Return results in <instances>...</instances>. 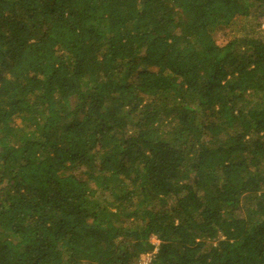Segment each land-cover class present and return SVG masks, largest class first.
I'll return each mask as SVG.
<instances>
[{"label":"trees","instance_id":"1","mask_svg":"<svg viewBox=\"0 0 264 264\" xmlns=\"http://www.w3.org/2000/svg\"><path fill=\"white\" fill-rule=\"evenodd\" d=\"M0 264H264V0H0Z\"/></svg>","mask_w":264,"mask_h":264},{"label":"rangeland","instance_id":"2","mask_svg":"<svg viewBox=\"0 0 264 264\" xmlns=\"http://www.w3.org/2000/svg\"><path fill=\"white\" fill-rule=\"evenodd\" d=\"M263 24L261 25V28H262ZM251 27L253 28V30H257L256 28V21H254V19H250L248 21L244 20V19H237L236 23H235V27H234V31L237 33V34H243L245 33L246 31H249L251 30ZM175 32L178 30V29H174ZM151 241L156 244L158 242V240L155 238V237H152L151 238ZM150 257L149 254L147 255H142L141 256V261L142 262H145L146 260H148Z\"/></svg>","mask_w":264,"mask_h":264}]
</instances>
